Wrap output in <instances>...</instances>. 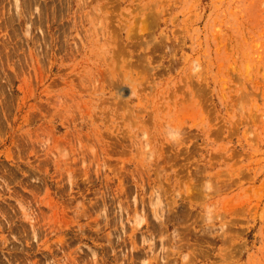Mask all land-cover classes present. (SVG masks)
Listing matches in <instances>:
<instances>
[{
  "label": "rangeland",
  "instance_id": "obj_1",
  "mask_svg": "<svg viewBox=\"0 0 264 264\" xmlns=\"http://www.w3.org/2000/svg\"><path fill=\"white\" fill-rule=\"evenodd\" d=\"M0 264H264V0H0Z\"/></svg>",
  "mask_w": 264,
  "mask_h": 264
}]
</instances>
